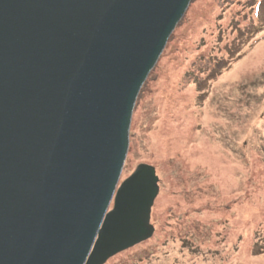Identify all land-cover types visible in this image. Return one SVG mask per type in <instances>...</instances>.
<instances>
[{
	"label": "water",
	"instance_id": "95a60500",
	"mask_svg": "<svg viewBox=\"0 0 264 264\" xmlns=\"http://www.w3.org/2000/svg\"><path fill=\"white\" fill-rule=\"evenodd\" d=\"M191 1L0 0V264H104L152 236L154 168L117 186Z\"/></svg>",
	"mask_w": 264,
	"mask_h": 264
},
{
	"label": "rangeland",
	"instance_id": "374dc122",
	"mask_svg": "<svg viewBox=\"0 0 264 264\" xmlns=\"http://www.w3.org/2000/svg\"><path fill=\"white\" fill-rule=\"evenodd\" d=\"M140 165L158 178L153 234L104 264H264V0L190 2L137 97L117 190Z\"/></svg>",
	"mask_w": 264,
	"mask_h": 264
},
{
	"label": "trees",
	"instance_id": "16d2710c",
	"mask_svg": "<svg viewBox=\"0 0 264 264\" xmlns=\"http://www.w3.org/2000/svg\"><path fill=\"white\" fill-rule=\"evenodd\" d=\"M234 25V28L233 29H235V24H233ZM243 34L240 32V31H237V38H240L241 40H242V38H241V36H242ZM241 40H238V42H240ZM231 45L232 46H234L235 45V40H233L232 42H231ZM232 47H230V49H231ZM231 60V59H230ZM206 64V63H205ZM205 67H203V69H202V74H204V71H206V69H204ZM219 68H222V67H216V65H214V67H213V69L210 71V73H208V75H207V77L205 78L206 80H207V82H209L208 81V78L210 77V79H213L212 78V75H214L218 70H219V72L221 71V69H219ZM219 72L217 73V74H219Z\"/></svg>",
	"mask_w": 264,
	"mask_h": 264
}]
</instances>
